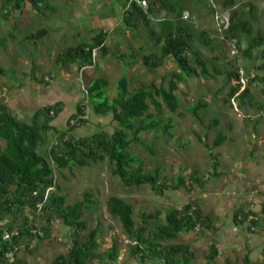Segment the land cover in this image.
Here are the masks:
<instances>
[{
    "label": "trees",
    "instance_id": "16d2710c",
    "mask_svg": "<svg viewBox=\"0 0 264 264\" xmlns=\"http://www.w3.org/2000/svg\"><path fill=\"white\" fill-rule=\"evenodd\" d=\"M196 1L203 8L213 11L219 4L228 9V26L223 30L220 27L221 41L217 46L208 31L194 26L197 23L183 17L187 11L190 18L198 22L196 14L203 13L194 11L187 4L190 0H123L121 21L126 30L132 34L145 30L148 43L158 50L147 53L144 47H140L136 51L132 49L130 54L117 52L118 60L127 62L129 66L140 55L142 66L152 74L163 68L166 60H171L176 69L168 75H162L159 84L141 83L132 91L128 79L121 77L113 98L107 96L108 79L97 78L90 84L86 82V98L91 110L98 117L111 116L112 122L116 124L111 132L99 130L90 135L74 134L76 129L87 123L85 101L76 105L75 111L65 121V127L58 130L54 123L64 111L63 102L41 106L29 117L28 122H24L18 120L0 99V264H8V252L14 254L15 261L12 264H28L27 256L36 251L30 248L31 242L38 241L35 248L53 245L56 241L53 227L56 224L67 229L70 246L65 254H58L51 264L117 263L121 251L117 241L114 239L109 248L101 250L98 243L100 226L91 228L83 218L85 212L95 204L92 193L85 191L80 199L68 202V196L62 193V187L56 181L55 171L68 170L70 167L88 168L107 161L110 174L118 178L125 189L137 190L147 186L159 196L168 191L180 190L190 195L196 188L202 189L212 178H219L220 161L212 151L226 141V136L221 133L216 135L211 145L204 144L212 160V172L208 173L207 178L198 176L196 172L186 176H164L157 168L153 173L146 172L143 160L129 152L132 144L144 145L140 138L143 133L157 134L153 137L155 140L173 137V122L165 115L176 114L179 110L180 102L176 93L185 78L215 80L225 76L228 82L233 81L222 99L225 105L231 100L240 103L247 101L251 83L258 80L255 77L250 79L241 92V84L237 87L234 85L240 80V60L253 61L258 53L264 63V30L257 27L255 6L248 1L238 7H235L234 0ZM139 2H145V7ZM28 7L42 17L46 16L47 11H56L47 0H0V14L4 20L11 13L23 15ZM162 13L164 16L158 18ZM154 19H157V29L152 27ZM46 34L45 30H39L25 36V41L35 44ZM105 37L106 33L100 31L90 41L59 52L54 60L56 66L76 65L78 71L95 66L97 51L101 58L113 55L104 43ZM243 40L246 41L245 47L242 45ZM231 41H236L237 56L229 54L228 43ZM213 46L220 49L217 56L208 57L200 50L201 47ZM31 64V79L48 87L50 83L44 78L50 80V74L36 78L35 63L32 61ZM260 69L264 71V64ZM0 74H3L2 69ZM208 102L207 98L198 100L187 109L188 114L201 122L198 111L208 107ZM244 119L257 126V119ZM217 125L218 120L214 119L206 128ZM195 135L202 142L199 135ZM261 194L264 195V192ZM249 206L244 205L234 212L233 225L246 226L254 234L257 229L264 233V211L261 212L263 218H259V214L250 210ZM106 209L109 216L119 222L125 235L127 258L140 264L155 261L162 264H193L195 254L191 245L176 242L184 234L206 236L217 231L213 215L205 213L193 198L180 209H168L164 216L158 210L141 211L136 215L132 204L115 196L107 199ZM5 233L9 234V240L4 239ZM211 240L204 254L205 264H216V258L220 256L215 240ZM226 263L230 264L229 259ZM241 263L258 264L251 262L248 254L242 257ZM233 264H240V261L236 260Z\"/></svg>",
    "mask_w": 264,
    "mask_h": 264
},
{
    "label": "rangeland",
    "instance_id": "374dc122",
    "mask_svg": "<svg viewBox=\"0 0 264 264\" xmlns=\"http://www.w3.org/2000/svg\"><path fill=\"white\" fill-rule=\"evenodd\" d=\"M186 0H184L185 2ZM252 3L257 10V27L264 30V0H234L235 7L244 2ZM55 12L47 11L42 17L34 12L31 7L19 13H11L7 20L0 14V99L7 104L13 115L20 121L28 122L38 108L47 101L46 96L39 101L36 96L57 89V95L61 94L66 108L64 113L55 121L54 126L60 130L64 123L75 111L79 102L87 104V123L74 131L77 136L90 135L99 130L112 131L116 128L111 116L98 117L93 114L91 104L86 98L85 84L92 83L97 78L109 80L107 96H116L117 81L125 77L129 81L132 91L141 83H160L162 75H168L175 71L176 66L171 60H166L164 67L154 74L148 72L141 64L140 55L136 62L128 66L127 62L118 60L117 52L130 54L131 50L144 47L147 53L157 52L147 40L146 33L139 31L132 34L124 27L121 16L124 11L123 0H47ZM189 6L198 15L197 24L201 29L213 36L214 43L220 44V32L226 25L228 9L219 4L214 11L203 8L201 3L190 0ZM143 6V5H142ZM10 10V9H8ZM5 11H3L4 13ZM23 16V17H21ZM164 14L158 16L162 18ZM154 19L152 27L157 29ZM222 26V30L220 27ZM45 30L47 34L35 44L25 41V36ZM106 33L105 45L111 49L113 55L101 58L96 52L95 66L78 71L77 66H56L54 60L59 52L69 47L90 41L97 33ZM51 33V34H50ZM11 36V38H9ZM148 43V44H147ZM243 46L246 41H242ZM229 44V43H228ZM230 48V47H229ZM211 52L201 47V52L208 56H217L219 47ZM231 55V49L230 53ZM232 56V55H231ZM35 63L34 76L44 78L50 85H39L31 79V62ZM240 69L244 73L246 84L256 74L253 68L254 61L240 60ZM253 68V69H252ZM259 73V72H257ZM254 81L250 85V98H252L251 111L248 112L247 102H244L240 111H235L234 106L228 107L222 103L221 98L229 91L232 82H226L225 76L215 80L202 78H185L179 85L176 93L180 108L176 114H166L173 122V137L166 139H154L157 134L146 132L140 138L144 145L132 144L129 152L131 155L142 159L146 172L157 168L164 176L188 175L196 172L198 176L209 177L212 172V160L208 157V151L204 144H212L217 134L226 136V141L219 148L213 150L218 155L220 165L219 178H212L202 189L196 188L192 194L184 191L165 192L159 196L149 187L139 189H125L118 178L110 174V165L107 161L96 163L88 168L70 167L68 170L55 171L57 183L62 187V193L68 196V202L72 203L81 198V194L90 191L95 204L85 212L84 219L91 228L100 226L98 243L101 250L109 248L115 239L121 248L120 257L116 264L128 263L127 242L121 231L119 222L109 216L106 202L110 196L119 197L132 204L137 215L141 211H160L164 216L172 207L180 209L189 199L198 201L205 213L214 217V226L218 231L214 237L212 234L201 236L197 234H184L176 243L191 245L195 254L193 264H205L204 254L215 240L220 256L216 258V264H230L240 261L245 254L253 263L264 264V233L257 229L255 234L249 232L246 226L235 227L232 222L233 213L240 207L249 204L250 210L263 218L264 210V84ZM87 84V85H88ZM44 95V94H43ZM58 95L57 97H59ZM33 97V98H32ZM60 98V97H59ZM209 101L208 107L198 111L201 122L188 114L198 100ZM39 103V104H38ZM230 104V103H228ZM238 104V100H236ZM22 109V110H18ZM232 109V110H231ZM243 116L256 117L260 124L254 130L251 122L245 121ZM218 120V125L207 129L208 123ZM243 119V121L241 120ZM253 121V120H252ZM228 125H231L230 129ZM198 134L202 139L199 142ZM52 141L49 142V146ZM67 229L61 224L53 227L55 243L48 247L35 248L38 241L31 242L30 248L36 249L35 253L27 256L28 264H51L58 254H65L70 246L67 239Z\"/></svg>",
    "mask_w": 264,
    "mask_h": 264
},
{
    "label": "crops",
    "instance_id": "0c3cea01",
    "mask_svg": "<svg viewBox=\"0 0 264 264\" xmlns=\"http://www.w3.org/2000/svg\"><path fill=\"white\" fill-rule=\"evenodd\" d=\"M185 13H189V12H185ZM229 14V13H228ZM206 30V29H205ZM211 30H209V32H210ZM51 34V33H50ZM211 35V34H210ZM148 44V43H147ZM151 45V44H150ZM242 45H243V43H242ZM152 46V45H151ZM216 46V45H215ZM215 46H213V48H206L207 50H210L211 52H214V51H216L217 49H216V47ZM153 47V46H152ZM243 47H245V46H243ZM254 61V66H253V68L254 69H256L257 70V72H259V73H257L256 72V74L255 75H253L252 77L254 78H258V80H256V82H258V83H261V84H264V71L263 70H261L260 69V67H261V65L262 64H264L263 63V61L259 58V56H258V53H257V56L255 57V59L253 60ZM252 68V69H253ZM260 79H263V81H260ZM226 82H228L227 81V79H226ZM232 83H233V81H231ZM255 82V83H256ZM234 85H235V87H237L238 86V83L237 82H234ZM44 94V95H43ZM42 95H40V97L39 96H36L35 98L39 101V99L42 101L43 100V97H45L46 96V98H47V101L46 102H44V104H41L42 106L43 105H46V104H49V103H53V102H58V101H61V102H63L64 103V101L63 100H61V94H58V95H60L59 97H57L58 95H57V89H55V90H51V91H48V92H46V93H43ZM225 95H226V93L223 95V97L221 98V101H222V103H223V98L225 97ZM33 98V97H32ZM245 102H247L246 104L248 105V112H250L251 111V107H252V98H250L249 97V99L247 100V101H245ZM66 103V102H65ZM64 103V104H65ZM39 104V103H38ZM244 104L243 103H240L239 101H238V104H236V100H231V102H230V104H227V106L228 107H231V106H234V110L235 111H240V110H238V108L239 109H241V106H243ZM226 106V105H225ZM67 107V105H65V108ZM238 107V108H237ZM10 108V107H9ZM10 110H11V108H10ZM18 110H22V109H18ZM65 110V109H64ZM232 110V109H231ZM12 111V110H11ZM23 111V110H22ZM24 112V111H23ZM63 113H64V111H63ZM34 114V113H33ZM32 114V115H33ZM32 115H30V116H32ZM245 117H247V116H243V119L245 118ZM251 118V117H250ZM29 119V118H28ZM243 119H241L242 121H243ZM253 119L256 121V117H253ZM252 118H251V120H253ZM254 121V122H255ZM258 121V120H257ZM258 124H260V122L258 121ZM252 126H253V129L255 130L257 127H258V125L256 126V127H254V124H251ZM231 127V125H228V128H230ZM262 211H264V210H262ZM261 211V212H262ZM234 214V213H233ZM232 218H233V216H232ZM217 231H218V227H217ZM217 231H216V233H217ZM216 233L215 234H213L214 235V237H215V235H216ZM127 242V241H126ZM118 262V261H117ZM125 262H128L129 263V261L127 260V261H125ZM128 263H124V264H128ZM116 264V263H115ZM130 264H140L138 261H135V260H131L130 261ZM145 264H162L161 262H157V261H155V262H148V263H145Z\"/></svg>",
    "mask_w": 264,
    "mask_h": 264
},
{
    "label": "built area",
    "instance_id": "2783aa9c",
    "mask_svg": "<svg viewBox=\"0 0 264 264\" xmlns=\"http://www.w3.org/2000/svg\"><path fill=\"white\" fill-rule=\"evenodd\" d=\"M210 1V0H209ZM139 4L142 6V7H145V2H139ZM183 17L185 18V19H191L192 20V22H194V23H197L196 22V19L195 18H190V16H189V14L188 13H185L184 15H183ZM225 21H226V25L224 26V29H226L227 28V26H228V17H226V19H224ZM229 47H230V49H231V55L232 56H237V54H238V49H237V46H236V41H231V42H229ZM239 76H240V80H239V83H238V85L239 84H241V87H240V92L241 91H243L244 90V88H245V86H246V80H245V78H244V73H243V71H239ZM4 239L5 240H9L10 239V236H9V234H7V233H5V235H4ZM6 259H7V262H8V264H12L14 261H15V258H14V254H13V252H8L7 254H6Z\"/></svg>",
    "mask_w": 264,
    "mask_h": 264
}]
</instances>
